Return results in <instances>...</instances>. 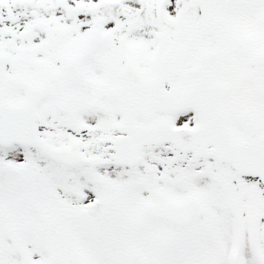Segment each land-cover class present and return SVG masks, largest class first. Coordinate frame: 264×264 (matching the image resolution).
Returning a JSON list of instances; mask_svg holds the SVG:
<instances>
[{"label":"snow or ice","instance_id":"snow-or-ice-1","mask_svg":"<svg viewBox=\"0 0 264 264\" xmlns=\"http://www.w3.org/2000/svg\"><path fill=\"white\" fill-rule=\"evenodd\" d=\"M0 264H264V0H0Z\"/></svg>","mask_w":264,"mask_h":264}]
</instances>
